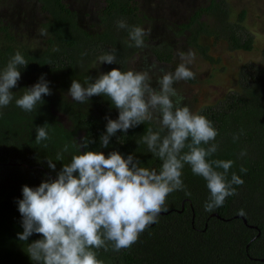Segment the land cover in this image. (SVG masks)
Returning <instances> with one entry per match:
<instances>
[{
  "label": "trees",
  "instance_id": "1",
  "mask_svg": "<svg viewBox=\"0 0 264 264\" xmlns=\"http://www.w3.org/2000/svg\"><path fill=\"white\" fill-rule=\"evenodd\" d=\"M106 1L101 29L90 34L75 24L60 0H39L40 9L48 15L42 25L47 33L42 50L15 44L9 31L0 26V70L17 51L28 62L23 69L21 66L17 87L11 89L13 101L0 109V264H37L29 258L27 248L41 237L33 234L27 241L18 239L17 234L23 228L17 201L22 198V186L37 187L42 180L55 178L56 173L49 169L47 160L55 163L59 171L62 164L70 162L72 155L78 154L71 147L74 142L94 139L95 143L89 144L86 150L103 151L105 155L117 150L125 156L138 157L142 167L157 171L161 167L160 159L142 142L150 128L158 130L157 124L145 122L126 134L117 132L107 148H100L99 136L105 132L107 123L105 117L116 119L118 116L108 97L93 96L83 104L64 100L73 79L86 86V77L96 78L94 62L98 57L115 49L116 63L100 64L101 73L113 68L123 72L127 60L138 48L129 38L130 27H119L120 22L128 25L131 21L136 26L134 0ZM203 15L211 18L212 28L200 20ZM227 16L228 8L222 1L208 0L187 22L178 24L177 30L178 33L186 31L187 42L209 62L213 58L207 47L198 42L202 34L223 37L229 49L249 50L251 37L240 25L242 13L235 22H229ZM149 49L156 60L170 61L168 47L149 45ZM87 68L93 72L89 73ZM242 68L238 72V90L227 91L194 113L204 115L218 133L210 142L218 146L217 152L209 159L232 160L228 179L235 173L244 183L233 185L235 194L208 212L204 207L210 197L206 181L185 165L184 189L168 195L156 222L131 247L118 252L111 246L107 251L95 249L103 264H264V93L261 92L264 77L253 65ZM42 74L49 81L52 94L42 97L44 103L38 104L35 110L25 112L16 106L15 99L25 88L38 82ZM56 112L66 113L68 125L57 119ZM43 125L50 138L38 144L36 127ZM234 136L238 139L234 140ZM66 143L70 145L69 151L64 153L62 161H57L56 154ZM241 152L246 155L241 156ZM241 167L247 172L242 173ZM237 215L245 219V224Z\"/></svg>",
  "mask_w": 264,
  "mask_h": 264
},
{
  "label": "clouds",
  "instance_id": "2",
  "mask_svg": "<svg viewBox=\"0 0 264 264\" xmlns=\"http://www.w3.org/2000/svg\"><path fill=\"white\" fill-rule=\"evenodd\" d=\"M119 27L128 25L120 22ZM146 34L150 30L139 26L129 30V38L138 48L144 47ZM178 55L181 63L174 71L158 77L155 88L152 75L145 70L122 72L113 68L96 78L86 77V86L72 80L67 94L73 101L83 104L93 96H106L118 112L116 119L105 117L107 123L105 132L99 136L100 148H107L117 132L126 134L145 122H154L158 130L150 128L142 142L162 163L157 171L142 167L139 158L132 154L125 156L112 150L105 155L103 151L86 150L89 144L95 143L94 139L74 142L71 147L78 154L72 155L70 162L62 164L59 171L55 163L47 160L49 169L56 173L55 178L42 180L37 187L22 186V198L17 201L23 228L17 234L18 239L27 241L33 234L41 237L28 245L27 254L32 261L103 264L95 249L107 251L111 246L118 252L131 247L156 222L168 195L184 189L185 165L206 181L210 197L204 207L208 212L235 194L233 185L244 183L235 173L228 179L232 160L209 159L217 152L218 146L210 143L218 135L217 130L204 115L183 105L184 98L174 87L179 81L195 78L189 67L195 53L178 52ZM115 63V49L98 57V65ZM27 64L17 51L0 70V109L13 101L11 89L21 79V66L23 69ZM51 94L49 81L42 74L38 82L24 89L15 104L25 112H32L44 103L42 97ZM35 133L38 144L50 138L45 125L36 127ZM69 147L66 143L57 152V161L64 159ZM240 171L246 173L247 169L241 167Z\"/></svg>",
  "mask_w": 264,
  "mask_h": 264
},
{
  "label": "rangeland",
  "instance_id": "3",
  "mask_svg": "<svg viewBox=\"0 0 264 264\" xmlns=\"http://www.w3.org/2000/svg\"><path fill=\"white\" fill-rule=\"evenodd\" d=\"M64 1L69 5L68 7H74L76 10L81 27L85 28L88 23L95 22L94 11L89 10L86 0H81L77 5L72 3V0ZM220 1L228 8L229 22L237 21L239 13H242L240 25L251 37L249 50L229 49L223 37L202 34L198 42L207 47L208 54L213 58V61L209 62L187 42L186 31L178 33V24L187 22L189 16L199 7L205 6L208 0H135L134 5L138 8L135 12L143 17L142 28L150 30V34L145 35L147 44L157 43L168 47L171 59L166 62L158 61L147 48H143L129 57L126 71L130 69L149 71L155 88L158 87L156 83L158 77L165 72L174 71L181 63L178 52L185 54L189 51L194 52L195 59L189 67L195 73V78L179 81L174 85L177 92L184 98L183 105L189 107L192 112L201 105L215 102L229 90H238V72L242 66L253 65L263 72L260 76L264 77V0ZM93 6L96 10L100 5ZM42 18L43 15L37 8L36 0H0V26L6 24V30L17 45L27 46L30 50H41L46 45L47 37L41 34L38 25ZM200 20L212 28L213 21L210 17L203 15ZM94 63L95 77H97L101 74V65H98V60ZM261 92L264 93V89H261ZM64 96L71 100L68 94ZM56 116L59 121L68 125L63 115H57L56 112Z\"/></svg>",
  "mask_w": 264,
  "mask_h": 264
},
{
  "label": "flooded vegetation",
  "instance_id": "4",
  "mask_svg": "<svg viewBox=\"0 0 264 264\" xmlns=\"http://www.w3.org/2000/svg\"><path fill=\"white\" fill-rule=\"evenodd\" d=\"M81 0H72V3H76V5L78 4V2H80ZM134 2H135V0H134ZM36 3H37V8H38V10L40 11V13L43 15V18H42V21L38 24L39 25V30L41 31V34L43 33L44 35H45V37L47 36V33H46V29H44L43 27H42V25H43V23L44 22H46V20L48 19V15H47V13L45 12V11H42L41 9H40V5H41V3L39 2V0H36ZM60 3L63 5V7L65 8V10L69 13V14H71V16L73 17V19H74V21H75V24L81 29V30H83V31H86V32H88V33H96V32H99L100 31V29H101V25L103 24V22H102V15H103V13H104V11L106 10V8H107V1L106 0H99L98 2H97V0L96 1H94V0H86V5L87 6H89L88 8H89V10L91 11V10H93L94 11V20H95V22L94 23H88V26H86L85 28L84 27H81L80 25H79V23H78V20H77V13H76V10L74 9V7H68L69 5H67L66 3H65V1L64 0H60ZM71 3V4H72ZM71 4H70V6H71ZM95 4H99L100 6L96 9V10H94L93 9V7H95V6H93V5H95ZM84 6V5H83ZM93 6V7H92ZM82 9H83V7H82ZM135 10H138V8H136L135 7ZM136 15H137V18H138V22H137V24H136V26H139V27H141L142 28V15L140 16L137 12H136ZM190 17V16H189ZM128 24V27H132L133 26V21H131V22H129V23H127ZM93 26H95L93 29H92V27ZM3 28H7L6 27V24H4L3 25ZM90 29H92V30H90ZM46 46V45H45ZM45 46L42 48V49H44L45 48ZM152 46H160V44H155V45H152ZM164 46V45H163ZM143 48H147V50L148 51H150V49H149V45L147 44V37L146 36H144V47ZM143 48H137V50H136V52L138 51V50H140V49H143ZM41 49V50H42ZM135 52V53H136ZM151 52V51H150ZM153 55V54H152ZM88 66H93L94 67V65H88ZM89 68H91V67H89ZM88 69V68H87ZM88 71H89V73H92L93 72V70L92 69H88ZM64 100L66 101V102H68V103H71V102H75V101H73L72 99L70 100V99H67L66 97L64 98ZM76 103H78V102H76ZM56 114V113H55ZM58 114H61V115H63L64 116V118H66L67 119V115H66V113L65 112H57V115Z\"/></svg>",
  "mask_w": 264,
  "mask_h": 264
},
{
  "label": "water",
  "instance_id": "5",
  "mask_svg": "<svg viewBox=\"0 0 264 264\" xmlns=\"http://www.w3.org/2000/svg\"><path fill=\"white\" fill-rule=\"evenodd\" d=\"M211 215L215 216V217H218L216 214L212 213ZM235 217H240L242 222L245 224V219L243 217H241L240 215H237ZM263 260V259H262Z\"/></svg>",
  "mask_w": 264,
  "mask_h": 264
}]
</instances>
